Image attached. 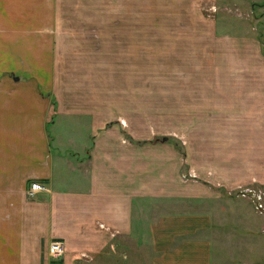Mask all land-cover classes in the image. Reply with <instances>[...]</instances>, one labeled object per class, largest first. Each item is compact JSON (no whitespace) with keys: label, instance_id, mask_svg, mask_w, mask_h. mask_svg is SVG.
<instances>
[{"label":"crops","instance_id":"0c3cea01","mask_svg":"<svg viewBox=\"0 0 264 264\" xmlns=\"http://www.w3.org/2000/svg\"><path fill=\"white\" fill-rule=\"evenodd\" d=\"M61 1L6 0L0 30L53 31ZM78 2L66 0L62 13L75 16ZM123 12L113 13L116 28L121 19L133 28L131 8ZM33 42L11 51L0 43V264H245L242 255L253 262L243 247L256 229L246 200L231 198L224 212L217 199L212 208L183 211L184 200L175 198L183 184L173 169L170 188L168 159L152 150L158 145L127 140L119 125L106 126L97 105L66 100L52 66L44 70L33 54ZM228 62L231 72L217 93L223 100L212 104V111L224 112L223 128L212 135L223 134L224 148L212 157V170L226 189L240 182L264 187V58L255 69L241 56ZM7 66L28 70L20 75ZM229 77L236 81L229 84ZM66 117L85 122L75 123L81 130L73 143L60 130ZM31 180L46 190L27 196ZM235 235L239 245L229 241ZM50 239L63 241L61 257L46 254ZM258 239L253 251L260 257Z\"/></svg>","mask_w":264,"mask_h":264},{"label":"rangeland","instance_id":"374dc122","mask_svg":"<svg viewBox=\"0 0 264 264\" xmlns=\"http://www.w3.org/2000/svg\"><path fill=\"white\" fill-rule=\"evenodd\" d=\"M78 4L75 16L62 13L66 0L55 6L53 31L19 36L0 30L4 41L0 43L11 51L18 43L35 40L33 54L44 70L52 66L66 100L97 105L106 126L119 125L121 137L158 145L152 150L168 159L170 188L173 169L183 184V195L175 196L184 200L181 210L212 208L217 199L219 212H224V203L231 198L246 200L252 213L249 225L256 229L246 236L243 247L253 262L237 253L245 264L264 262V207L259 206L264 187L240 182L250 192L240 193L238 185L226 189L212 170V157L224 148L223 134L212 137L218 125L224 126V112L212 111V104L223 100L217 93L231 72L232 62L227 60L241 56L244 66L255 69L264 58V0H79ZM129 8L133 28L123 19L121 28H116L113 13L124 11L123 17ZM103 17L104 26L96 25ZM80 18L88 25L80 24L84 22ZM8 68L7 72L20 75L28 70ZM233 81L227 79L229 84ZM66 119L60 130L67 129L64 142L73 143L81 130L75 123L85 122ZM153 164L156 167V159ZM215 190L219 197L212 198ZM242 226L235 223L237 235ZM237 235L229 241L239 245ZM256 237L262 257L253 251Z\"/></svg>","mask_w":264,"mask_h":264},{"label":"built area","instance_id":"2783aa9c","mask_svg":"<svg viewBox=\"0 0 264 264\" xmlns=\"http://www.w3.org/2000/svg\"><path fill=\"white\" fill-rule=\"evenodd\" d=\"M237 188H239V192L242 194L246 192H250L249 186L246 187L243 185L242 186L238 185ZM42 190H46V186L43 183L37 180H31L28 182L27 186L25 187V194L31 197L35 194V192L42 191ZM261 204L264 207V197L261 199L259 206H261ZM111 234L113 233L111 232ZM45 251H46V254L51 258L61 257L62 254L64 253L63 241L60 239H50L46 244Z\"/></svg>","mask_w":264,"mask_h":264},{"label":"water","instance_id":"95a60500","mask_svg":"<svg viewBox=\"0 0 264 264\" xmlns=\"http://www.w3.org/2000/svg\"><path fill=\"white\" fill-rule=\"evenodd\" d=\"M163 139H165V138H163Z\"/></svg>","mask_w":264,"mask_h":264}]
</instances>
